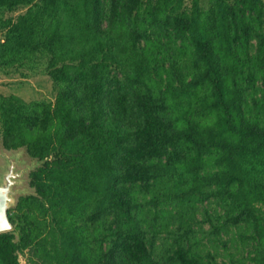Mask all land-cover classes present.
I'll list each match as a JSON object with an SVG mask.
<instances>
[{
	"label": "trees",
	"instance_id": "1",
	"mask_svg": "<svg viewBox=\"0 0 264 264\" xmlns=\"http://www.w3.org/2000/svg\"><path fill=\"white\" fill-rule=\"evenodd\" d=\"M0 72V264H264V0H0Z\"/></svg>",
	"mask_w": 264,
	"mask_h": 264
},
{
	"label": "rangeland",
	"instance_id": "2",
	"mask_svg": "<svg viewBox=\"0 0 264 264\" xmlns=\"http://www.w3.org/2000/svg\"><path fill=\"white\" fill-rule=\"evenodd\" d=\"M22 11L24 8L7 15L15 16ZM0 93L4 95L15 94L26 101L34 99L53 100L55 90L51 79L42 73L22 75L18 72H0ZM10 162L13 163V173L15 174L14 183L11 186L14 204L18 195L31 190L27 182L28 172L34 167L35 160H32L22 148L6 150L0 145V174L5 172L4 166L7 167ZM19 260L21 264H26L24 255L20 254Z\"/></svg>",
	"mask_w": 264,
	"mask_h": 264
},
{
	"label": "water",
	"instance_id": "3",
	"mask_svg": "<svg viewBox=\"0 0 264 264\" xmlns=\"http://www.w3.org/2000/svg\"><path fill=\"white\" fill-rule=\"evenodd\" d=\"M34 164V163H33ZM37 165L35 164L33 166ZM5 172L0 174V232L8 231L12 228V224L8 218L7 210L13 204L11 196V186L14 183L13 163L10 162L8 166H4Z\"/></svg>",
	"mask_w": 264,
	"mask_h": 264
}]
</instances>
